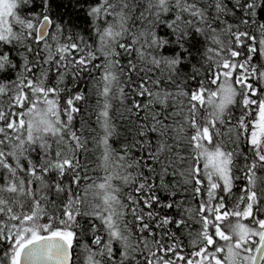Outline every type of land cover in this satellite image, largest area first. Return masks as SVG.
Listing matches in <instances>:
<instances>
[{"label":"snow or ice","instance_id":"6c2138e0","mask_svg":"<svg viewBox=\"0 0 264 264\" xmlns=\"http://www.w3.org/2000/svg\"><path fill=\"white\" fill-rule=\"evenodd\" d=\"M0 264H264V0H0Z\"/></svg>","mask_w":264,"mask_h":264},{"label":"trees","instance_id":"16d2710c","mask_svg":"<svg viewBox=\"0 0 264 264\" xmlns=\"http://www.w3.org/2000/svg\"><path fill=\"white\" fill-rule=\"evenodd\" d=\"M80 23H83V21L81 20ZM91 103H92L93 105L95 104V97H93ZM92 121H93V124H94V122H95V116H92ZM242 183H243L242 181L238 182V187H239L240 185H242ZM237 191H238V189H237Z\"/></svg>","mask_w":264,"mask_h":264}]
</instances>
